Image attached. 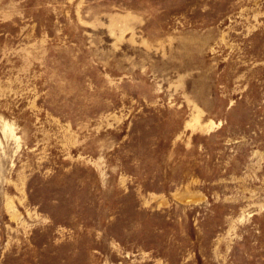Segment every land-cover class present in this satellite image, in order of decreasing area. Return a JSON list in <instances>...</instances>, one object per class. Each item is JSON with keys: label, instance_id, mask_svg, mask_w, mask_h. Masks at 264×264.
Returning a JSON list of instances; mask_svg holds the SVG:
<instances>
[{"label": "rangeland", "instance_id": "rangeland-1", "mask_svg": "<svg viewBox=\"0 0 264 264\" xmlns=\"http://www.w3.org/2000/svg\"><path fill=\"white\" fill-rule=\"evenodd\" d=\"M0 264H264V0H0Z\"/></svg>", "mask_w": 264, "mask_h": 264}]
</instances>
